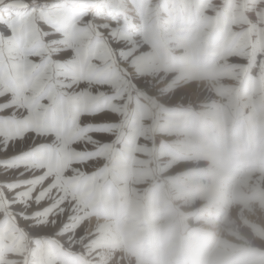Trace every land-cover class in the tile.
Segmentation results:
<instances>
[{"label":"rangeland","instance_id":"obj_1","mask_svg":"<svg viewBox=\"0 0 264 264\" xmlns=\"http://www.w3.org/2000/svg\"><path fill=\"white\" fill-rule=\"evenodd\" d=\"M230 2L227 19L245 5ZM112 3L127 10L144 85L134 133L83 191L76 231L5 230L0 258L13 264L14 249L15 264H264V0L239 21H216L214 6L200 21L198 0ZM217 205L234 217L228 233L201 226ZM160 212L165 223L150 226ZM94 214L110 221L87 233Z\"/></svg>","mask_w":264,"mask_h":264},{"label":"snow or ice","instance_id":"obj_2","mask_svg":"<svg viewBox=\"0 0 264 264\" xmlns=\"http://www.w3.org/2000/svg\"><path fill=\"white\" fill-rule=\"evenodd\" d=\"M129 26L105 0H0V246L5 230L76 231L83 191L133 135Z\"/></svg>","mask_w":264,"mask_h":264},{"label":"bare ground","instance_id":"obj_3","mask_svg":"<svg viewBox=\"0 0 264 264\" xmlns=\"http://www.w3.org/2000/svg\"><path fill=\"white\" fill-rule=\"evenodd\" d=\"M206 1H209L210 5H206L205 4ZM230 1H228V0H198L199 5H198V11L196 12V15L200 21H203L207 17V15H209L208 13L210 12L207 10V8L209 6H214V11H212V12H214V16H215L216 21H239L240 17H243V16L252 17L253 16L255 10L253 8L254 5L252 3V0H245V5L241 9H233L230 19H227L224 16V13H226L231 8V2ZM193 2H194V0H192V3ZM107 3L111 6V8L113 7L112 0H107ZM190 10H191V12H190L189 16L194 11V4L190 5ZM256 56L257 57L260 56V53H256ZM257 65H259V62H257V60H256L255 65H254L255 70L253 71L254 73H257ZM149 80L150 79L148 78L146 80V82H148ZM141 106H142V102L140 100L136 99V109H137V107H141ZM130 195L131 194L128 193V196H129V197H127L128 199L130 198ZM152 199H153V197H152ZM167 218H168V215L166 212L156 213L151 217L149 224H150V226L155 227V226H158L160 224L165 223ZM233 219H234V217L232 214L229 213L227 215L226 214L224 215V209L221 207V205H217V206L213 207L211 209V211H209L207 213L206 218H204L201 222V226H203L207 229H210L213 232H223L224 231V232L228 233L227 230L230 231V229L232 228V226H230V223L233 221ZM126 220L128 221V223L132 222L133 226H135V227L140 224V221L138 219H133L130 216V214L126 215ZM108 221H110V219H108L106 217L99 216L96 214L91 215L89 218V221L87 222V229H86L87 233L93 232V229L96 226L102 225ZM232 223H234V222H232ZM129 227H130V225H129ZM44 230L45 229H39L38 232L40 233ZM248 233H249V230H248ZM248 233L246 236H248ZM105 256H107V255H105ZM118 264H119V262H118Z\"/></svg>","mask_w":264,"mask_h":264}]
</instances>
